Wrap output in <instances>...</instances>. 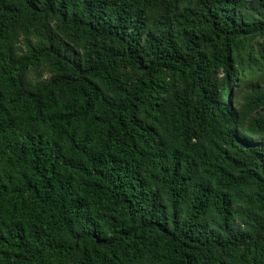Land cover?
Instances as JSON below:
<instances>
[{
    "label": "trees",
    "instance_id": "16d2710c",
    "mask_svg": "<svg viewBox=\"0 0 264 264\" xmlns=\"http://www.w3.org/2000/svg\"><path fill=\"white\" fill-rule=\"evenodd\" d=\"M0 264H264V0H0Z\"/></svg>",
    "mask_w": 264,
    "mask_h": 264
}]
</instances>
